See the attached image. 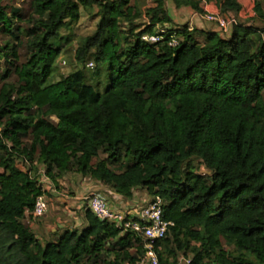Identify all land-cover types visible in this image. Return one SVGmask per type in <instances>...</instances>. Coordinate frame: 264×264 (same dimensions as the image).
<instances>
[{
	"label": "trees",
	"instance_id": "obj_1",
	"mask_svg": "<svg viewBox=\"0 0 264 264\" xmlns=\"http://www.w3.org/2000/svg\"><path fill=\"white\" fill-rule=\"evenodd\" d=\"M3 1L0 30L11 40L0 47L7 64L0 77V264H136L146 254L140 235L90 211L83 230L46 245L38 240L24 219L44 194L42 166L53 182L74 172L128 200L140 188L160 197L173 224L155 246L161 264H180L181 256L191 264H264V31L241 24L230 37L205 32L199 43L197 29H162L173 22L167 0H150L145 13L132 0H33L38 19L21 63L12 47L21 17ZM171 1L205 14L198 0ZM79 3L99 10L95 33L76 50L77 62L95 71L56 81L57 43L80 20ZM217 3L224 14L242 10L238 0ZM255 12L264 18L258 0ZM145 35L162 40L148 44ZM103 70L109 85L101 90ZM102 149L112 161L124 152L135 163L121 172L94 164Z\"/></svg>",
	"mask_w": 264,
	"mask_h": 264
},
{
	"label": "rangeland",
	"instance_id": "obj_2",
	"mask_svg": "<svg viewBox=\"0 0 264 264\" xmlns=\"http://www.w3.org/2000/svg\"><path fill=\"white\" fill-rule=\"evenodd\" d=\"M77 1V0H75ZM202 3V7L205 11V8L208 7V10L214 11L215 9L221 10L220 6L217 3V0H198ZM33 0H4L2 2L3 6H8L9 10L8 12L11 13V15L14 14V12L17 13V15H20L21 19L14 21V31L20 32V38L19 41L15 40L13 41L12 47H16L18 50V55L21 57V63H24L26 59L30 56L29 49L27 47V41H28V31L33 29L35 20L38 19V17L35 15L33 7H32ZM132 4L138 5V7L141 9L142 12H146L148 8L151 7L152 3L149 2V0H132ZM167 7H174V4L171 2V0H167ZM80 8V20L71 26L70 29H65L62 31V41L57 43V47H59L62 50V53L60 55V59L57 62L56 65V81L65 77H68L72 73L78 71V70H84L85 74L88 77H91L92 74L95 71V65L92 68H87L83 65H80L76 60V50L78 49L79 45L81 44L82 40L88 36H92L96 29L99 22V17L97 16L98 8L94 7V10L92 12H87L84 7L79 3ZM249 8L246 10L243 14H235L237 15L242 25H248V26H254V28L258 29L259 31H264V18L260 17L258 13L255 12L256 4L252 0L250 4H247ZM212 6V7H210ZM261 6L264 11V0L261 2ZM174 9L177 10L176 12V18L177 22L172 23L170 26L173 31L176 30L177 27H181L182 30L189 28L191 26V20L193 18L194 10L191 8H183L177 9L174 7ZM198 13V12H197ZM223 13V12H222ZM200 15V13H199ZM202 18H204V14L202 15ZM148 22L146 18L140 19L137 22V25L139 26L138 29H143L144 25ZM125 33L129 34L128 30L130 29L129 26L123 25ZM126 29V30H125ZM180 30V31H182ZM160 29L158 30V32ZM160 33V32H159ZM158 33V34H159ZM198 38H201L200 35H197ZM126 37V36H125ZM11 39L9 37H6L0 30V47H4L8 41ZM201 43V42H199ZM7 64H4V62L0 59V77L2 73L5 71ZM11 82H15L16 78L13 76L10 79ZM100 89L103 90L104 88H107L109 85L108 83V76L107 71L103 70V75L100 81ZM1 87V86H0ZM53 122H57V119L53 118ZM111 154L108 153L105 149H102L100 151V156L94 160V164H96L99 161H106L110 167L116 171L121 172L122 170H125L127 167L133 165L135 163V160L133 157H126L125 153L119 157L117 161L111 160ZM193 166L197 168V170L200 172L201 169L209 170L208 168H205L204 166L201 168L200 161H194ZM21 168L26 169L27 167L24 165H20ZM42 168V167H41ZM210 171V170H209ZM74 173V172H73ZM106 196H109L108 194ZM27 225L28 223L25 222ZM83 230L82 227L80 231ZM44 245H46L45 241L42 242ZM229 249V247H227ZM188 257L181 256L180 263H183Z\"/></svg>",
	"mask_w": 264,
	"mask_h": 264
},
{
	"label": "crops",
	"instance_id": "obj_3",
	"mask_svg": "<svg viewBox=\"0 0 264 264\" xmlns=\"http://www.w3.org/2000/svg\"><path fill=\"white\" fill-rule=\"evenodd\" d=\"M251 1L252 0H238L242 6V10L239 14H243L246 10H248L247 8H249V6L247 4H250ZM253 1L257 4V0ZM258 1L262 2V0ZM149 2L151 1L149 0ZM174 7L177 8L175 5ZM174 7H167L169 15L173 20L172 23L177 22V10L174 9ZM180 9L183 11V8ZM207 9L208 7L205 8V10ZM172 23L167 24L162 27V29L166 28L167 31L170 30ZM190 24L191 26L189 27V30L192 31L197 29L202 33L200 35L201 38L197 39L201 43L205 42V32H219L216 24L203 19L202 16L195 11ZM180 28L181 27H177L176 29ZM42 170L45 171L43 166ZM51 185L55 190H52L50 186H46L47 197L50 204L46 216L40 220H33L28 218L29 216L24 219V223L31 221V224L28 225L35 233L37 239L41 242L45 241L46 244L54 243L67 230H80L81 227L82 229L88 227V222L85 217L87 204L84 201V198L87 195L100 193L107 198L111 207L116 211L128 212L132 214L136 213L140 207L144 206L152 199V196H150V194L142 188L135 191L133 199H125L124 197L115 194L110 187L102 184L101 182L95 181L91 178H82L77 173H67L56 182L51 181ZM107 194L109 196H106Z\"/></svg>",
	"mask_w": 264,
	"mask_h": 264
},
{
	"label": "built area",
	"instance_id": "obj_4",
	"mask_svg": "<svg viewBox=\"0 0 264 264\" xmlns=\"http://www.w3.org/2000/svg\"><path fill=\"white\" fill-rule=\"evenodd\" d=\"M204 18L208 22L216 24L219 32L224 37H230L234 27L241 25L237 15H234V13L224 14L219 9L214 11L205 10ZM161 40L162 37L158 35H145L143 37V41L148 44H156ZM171 45H177L175 38H173ZM89 66L92 67L93 65L90 64ZM1 133L2 128L0 126ZM201 173L208 175L210 171L201 169ZM39 184L44 194L37 198L34 208L26 212V217L29 216L28 218L33 220L43 219L48 213L50 204L46 186H50L52 190H55L51 185V180L43 170L41 171ZM84 201L87 204V211H90L100 221L117 225L123 234L135 233L142 237L146 254L136 264H161L155 246L168 236L169 229L173 224L164 219L163 200L160 197H152L147 204L140 207L134 214L116 211L111 207L107 198L100 193L87 195ZM28 224L30 225L31 221ZM183 264H191V260L186 259Z\"/></svg>",
	"mask_w": 264,
	"mask_h": 264
}]
</instances>
